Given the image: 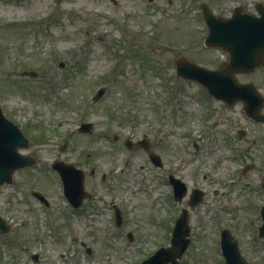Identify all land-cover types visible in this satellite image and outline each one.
Returning a JSON list of instances; mask_svg holds the SVG:
<instances>
[{"label":"rangeland","instance_id":"374dc122","mask_svg":"<svg viewBox=\"0 0 264 264\" xmlns=\"http://www.w3.org/2000/svg\"><path fill=\"white\" fill-rule=\"evenodd\" d=\"M254 1L0 0V105L30 139L22 153L37 159L0 186V214L12 225L0 231V264H34L33 254L37 264H140L170 244L184 207L191 243L179 264H225L224 228L248 263L264 264V124L242 103L229 106L178 77L175 63L185 56L211 68L222 55L201 52V3L228 17ZM240 77L261 81L264 69ZM101 86L106 93L93 101ZM82 122L93 123L90 133L79 131ZM144 136L163 167L127 147ZM57 159L86 173L93 197L78 211L54 173ZM169 172L188 186L181 202ZM193 188L204 196L190 207Z\"/></svg>","mask_w":264,"mask_h":264},{"label":"water","instance_id":"95a60500","mask_svg":"<svg viewBox=\"0 0 264 264\" xmlns=\"http://www.w3.org/2000/svg\"><path fill=\"white\" fill-rule=\"evenodd\" d=\"M202 9L210 29L206 44L227 49L231 54V61L225 68L213 70L181 57L177 60V74L186 79L199 81L207 87L211 95L226 101L230 105L242 100L249 116L258 121L264 120V115L259 112L263 98L258 90L252 84L240 83L235 77L236 72L254 70L261 62H264V29L261 32L258 28V25L264 23V19L241 14L238 8L231 18L215 16L205 3L202 4ZM260 11L264 13L263 9ZM246 45L251 46L246 49L244 47ZM261 48L262 56L256 58L254 54L257 55L258 51L260 53ZM28 74L37 76L36 72H29ZM105 91L106 87H101L93 99H100ZM91 126L92 123H83L80 131L87 132ZM242 134L243 131H240V135ZM145 141L146 139H143L140 143L149 149V145ZM28 145L29 138L25 136L18 124L5 116L0 105V185L12 183L16 170L32 166L37 162L33 156L25 155L20 151L21 148ZM127 145L131 148L133 143L128 140ZM151 158L156 164H162L159 155L151 154ZM53 166L62 175L65 194L75 206H79L86 196L83 170L63 161H57ZM171 180L175 187V198L181 200L187 192V185L173 176H171ZM35 194L43 199L39 192H35ZM202 198L203 191L194 189L190 201L191 206L197 205ZM261 215L263 223L259 227V236L264 237V205L261 208ZM117 216L120 223L119 209H117ZM10 228L11 225L0 215V230L8 232ZM190 233L189 211L184 208L174 225L170 245L160 247L154 254L144 259L141 264H179L190 245ZM129 236L132 238L131 233ZM221 245L225 264H252L246 262L238 241L229 229L222 231ZM34 259L37 261L38 255H35Z\"/></svg>","mask_w":264,"mask_h":264},{"label":"flooded vegetation","instance_id":"af4514ba","mask_svg":"<svg viewBox=\"0 0 264 264\" xmlns=\"http://www.w3.org/2000/svg\"><path fill=\"white\" fill-rule=\"evenodd\" d=\"M237 8L239 9V11H240V13L241 14H248V15H250V16H255V17H260V18H263L264 19V13L263 12H261L260 11V9H263L264 10V0H255L254 2H250V4H249V7L247 6V8H246V4H243V3H238V4H236L234 7H233V11H232V13H230V15L228 16V17H231V16H233V14L235 13V11L237 10ZM264 27V23L263 24H260V25H258V28H259V30H261V32L263 31V28ZM203 44H202V50H201V48H200V50H201V52L203 53V52H208V51H210V52H213L214 50H216V49H218V50H221V52H222V55L221 56H219V59L215 62L214 60H213V62H215V63H213L212 65H211V68L212 69H221V68H225L226 66H227V64H228V62L230 61V59H231V54L226 50V49H224V48H217V47H213V46H208V45H205V38H204V40H203ZM248 46H251V45H246V46H244L246 49H247V47ZM256 52V51H255ZM200 53V52H199ZM198 53V54H199ZM209 53V52H208ZM262 53H263V51H262V48L260 49V53H259V51H258V53H257V55H256V53L254 54L255 55V57L256 58H260L261 56H262ZM205 54V53H204ZM208 56H210V53H209V55ZM214 56H217L216 54L214 55ZM202 57H204V55H202ZM177 60V59H176ZM176 60H175V63H176ZM204 66V65H203ZM210 68V67H209ZM262 69H264V62H261V64L255 69V70H253V71H248V72H239V73H236L235 74V76L237 77V79L240 81V82H242V83H252V84H254L255 85V88H257L258 90H259V92L262 94V96H263V103H262V106H261V108H260V110H259V112H260V114L261 115H264V80H262L261 79V81H257V79L255 80V81H253L252 79H246V80H241V75L242 74H252V73H255L257 70L260 72ZM222 101V100H221ZM224 102V101H223ZM225 103V102H224ZM240 103H242V102H240ZM243 104V103H242ZM249 117V116H248ZM252 120H254L255 122H259V123H263L264 124V122H262V121H258V120H256V119H254V118H252V117H250ZM240 132L238 131V134H239ZM244 133H246L245 131H244ZM138 141V140H137ZM149 146H150V150L151 151H154L153 150V147H152V144L150 143V141H149V139H148V137H147V140L145 141ZM135 147H139L140 149H144V148H142V147H140V146H135ZM145 150V152L147 153V155H148V158L151 160V162L154 164V165H156L157 167H163L164 166V162H163V160H161V165H157L152 159H151V157H150V155H149V152L146 150V149H144ZM155 152V151H154ZM173 175V173H170L169 172V175H168V180H169V183H171L172 184V180H171V176ZM176 176V175H175ZM178 177V176H177ZM263 180H264V177H263ZM173 186V185H172ZM32 194H33V191H32ZM41 196V195H40ZM92 197H93V194H91V197L89 198V199H87L84 203H83V205L81 206V207H79V208H75V207H73V206H71V208H72V210L75 212V211H78L79 209H82V208H84L85 206H86V204H87V202L88 201H90L91 199H92ZM37 198V197H36ZM41 203H43V201H45L44 203L47 205V206H50V204H51V202L49 201H46V200H41L40 198H37Z\"/></svg>","mask_w":264,"mask_h":264}]
</instances>
